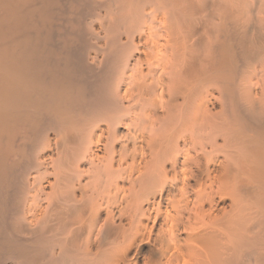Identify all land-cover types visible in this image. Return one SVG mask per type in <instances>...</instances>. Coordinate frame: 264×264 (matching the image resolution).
Segmentation results:
<instances>
[{"label":"bare ground","instance_id":"bare-ground-1","mask_svg":"<svg viewBox=\"0 0 264 264\" xmlns=\"http://www.w3.org/2000/svg\"><path fill=\"white\" fill-rule=\"evenodd\" d=\"M0 264H264V0H0Z\"/></svg>","mask_w":264,"mask_h":264}]
</instances>
